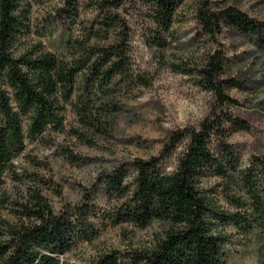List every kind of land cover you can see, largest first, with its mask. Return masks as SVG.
<instances>
[{"label":"rangeland","instance_id":"1","mask_svg":"<svg viewBox=\"0 0 264 264\" xmlns=\"http://www.w3.org/2000/svg\"><path fill=\"white\" fill-rule=\"evenodd\" d=\"M100 1L21 0L24 26L11 48L14 56L49 51L70 60L81 51L76 52V45L84 52L94 45L120 42L122 25L127 28V72L105 86L107 98L99 93L95 104L79 109L94 95L84 88L86 72L82 70L76 92L65 104L62 128L48 130L31 141L25 138L24 150L13 158L0 184V221L14 222L34 192L55 212L80 205L87 198L92 238L78 241L65 254L63 259L71 263H88L112 250L121 252L125 260L124 254L149 250L161 236L166 226L157 221L143 227L112 222V214L123 200L106 191L105 174L121 162L157 155L171 131L195 126L208 115L214 95L202 84L199 71L217 50L224 58L220 78L234 77L241 84L227 89L237 104L225 111L248 125L236 130L225 122V141L244 164L251 152L264 156V54L251 36L228 29L214 37L206 34L196 17L202 0H183L169 30L159 37L143 0H120L118 6L112 5L111 16L121 20L109 26L100 23L105 15L99 11ZM209 1L212 9L234 5L264 21V0ZM100 100L110 106L97 108ZM187 142L188 137L183 138L161 160L163 173L175 170ZM208 146L217 152L220 142L212 136ZM125 168L128 172L123 181L129 185L133 169L130 165ZM216 182L209 177L202 184L215 187ZM232 238L225 246L228 264H264V247L259 250L251 237L235 232Z\"/></svg>","mask_w":264,"mask_h":264},{"label":"trees","instance_id":"2","mask_svg":"<svg viewBox=\"0 0 264 264\" xmlns=\"http://www.w3.org/2000/svg\"><path fill=\"white\" fill-rule=\"evenodd\" d=\"M182 1L143 0L156 25V37L169 30ZM20 2L0 0V184L13 158L24 150L25 138L31 141L48 130L62 128L65 104L74 96L82 70L86 72L84 88L94 95L81 103L80 110L93 105L99 93L107 98L105 86L127 72L125 24L120 42L94 45L84 52L76 45V52L81 51L70 60L59 59L49 51L12 55L13 43L24 26ZM119 2L98 3L99 11L105 14L101 24L109 26L121 20L109 11ZM196 17L209 36L223 29L247 34L264 54V21L249 17L234 5L212 9L209 0H202ZM223 62V54L217 50L199 71L202 84L214 95L211 110L201 122L171 131L157 155L121 162L105 174L106 191L117 193V200H123L112 214L113 223L143 227L157 221L166 226L151 249L130 251L124 254L125 260L121 252L112 250L88 263H71L63 259L65 254L78 241L92 238L86 217L87 198L80 205L55 212L42 195L34 192L14 222L0 221V264H228L225 246L233 241L234 232L251 237L262 249L264 156L251 152L244 164L225 141V122L236 130L248 125L225 111L237 104L227 89L241 84L234 77L220 78ZM98 103L97 108L102 110L104 105L110 106L108 101ZM212 136L220 142L217 152L208 146ZM185 137L188 142L175 170L163 173L159 169L161 160ZM127 165L133 169L129 185L123 181ZM209 177L217 180L215 187H203ZM227 227L231 229L227 231Z\"/></svg>","mask_w":264,"mask_h":264}]
</instances>
